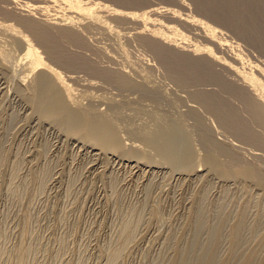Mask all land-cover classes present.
Here are the masks:
<instances>
[{
	"label": "rangeland",
	"instance_id": "374dc122",
	"mask_svg": "<svg viewBox=\"0 0 264 264\" xmlns=\"http://www.w3.org/2000/svg\"><path fill=\"white\" fill-rule=\"evenodd\" d=\"M82 1L121 15L97 9L104 25L64 0H0V264H202L208 251L214 264H264V123L232 70L264 83V47L198 0ZM27 21L46 27L70 55L120 71L132 85L52 61ZM195 21L214 29L217 41ZM150 30L176 39L185 58L206 60L209 51L223 58L214 69L238 92L217 80L178 82L148 44L160 41ZM24 42L75 91L69 108L113 124L121 149L98 148L41 92L37 77L49 69L32 70ZM201 93L226 105L259 141L225 126Z\"/></svg>",
	"mask_w": 264,
	"mask_h": 264
},
{
	"label": "bare ground",
	"instance_id": "6f19581e",
	"mask_svg": "<svg viewBox=\"0 0 264 264\" xmlns=\"http://www.w3.org/2000/svg\"><path fill=\"white\" fill-rule=\"evenodd\" d=\"M64 1L69 6L70 10L81 14L84 19L85 18L90 19L95 23H102L104 25H107L106 22L102 19V17H100L98 15L99 12L97 13V11H96L97 9L104 10V12H106V13L121 15L118 13V11L109 10L108 9L109 7H107V6L94 5L93 6L94 8H93V7H89L85 4H83L82 0H64ZM117 1L122 2V3L124 2L126 4L136 5V4H141L144 0H117ZM198 2H199V5L202 6V9L210 15H216V14L219 15L222 13V16H223L224 14H227L226 16L221 17L223 22L228 23L229 25H232L238 31H240L241 29L244 30L243 32H241L243 35H245L246 37H249V38L258 39L259 40L258 42L261 43L260 44L261 48L264 47V24H263L264 23V0H198ZM95 7H97V8L95 9ZM251 8H253V11L249 10ZM35 9L41 10L40 7H36ZM150 13H151L150 15L155 16L159 12H158V10L154 9V10H151ZM169 14L173 15V17H177V13L174 11L169 12ZM142 18H144L145 21H150V19H147V20L145 19L146 18L145 15H143ZM74 19L71 17L67 18V20L69 21L68 24L70 26L75 25L76 19L75 20ZM260 21H261L262 25H258V22H260ZM145 23L147 26L148 23L147 22H145ZM194 23H197L198 25L203 27L204 28L203 30H205L207 32V36L210 35L213 38L212 40L217 41L216 40V39H218L217 35H216L217 32H215L214 29H212L208 25H205L199 21H195ZM247 23H248V26H247ZM25 24H26V28L34 35V37L46 49V53H47L49 59H51L52 61H54L58 64H61L62 66H65L69 69L70 68L71 69L72 68H74V69L75 68L89 69L90 72L100 74L104 78H108V79L114 81L115 83H117L118 85H121L122 87L132 85L130 83L129 79H127L128 77L126 78L125 74L124 73L122 74L120 71H112V70L111 71H106V70L105 71H99V70L93 68L92 66H89V63L87 62V60L82 59V58L77 57V56L70 55L65 49H63V47H60V44H58L59 41L57 42L55 40V37L50 35L51 33H49L45 29L46 27L44 28L42 26L43 27L42 28L40 24H37L36 22H33V21H27ZM57 26H62V25L57 24ZM59 29H61V28H59ZM167 29L170 30L169 28H167ZM150 32L153 33V35L155 37L160 39V41L159 40L157 41V40H154L151 38L150 39L146 38V39H149L148 44L151 45V49H153V51L156 53V55H158L160 57L159 59L160 60L162 59L163 62L165 64H167L168 70H170L172 76H174L176 79L179 80L178 82L181 81L180 83H182V82L184 83V82H188V81L201 82V81H206V80H217V81H220L225 88L227 87L231 90H235L236 92H238L237 88H235L232 85H229V83H227V82L226 83L223 82L221 80L220 76L218 75V73L215 71L213 63H215L217 61L220 63L223 58L218 59L217 57H215L213 55V53H211L213 51L210 52L208 50L209 52H206L208 55L206 57L207 58L206 60L204 58L203 59L185 58L183 56L184 54H181V50H178L179 47L177 46L176 39L171 38L167 34L162 33L160 31L150 30ZM173 32L174 31H172L171 36H172V34L176 33V32L175 33H173ZM61 34L68 37L72 43H78L79 44L81 41V39H80L81 37H79L74 30L66 29L63 27L61 29ZM178 34L179 33H177V35ZM24 43H26V42H24ZM219 43H220V41H219ZM218 45L220 48L224 47V45L221 43ZM28 46H29V48H28L27 54L29 55V57L31 56L33 58L31 63H30V65L32 66V70L34 71L35 69H38L39 67H45V68L49 69L48 73H50V75L49 74H40L39 77H37L38 78L37 85L40 87L41 92L48 96V99L51 100L52 104L56 105L62 111H64L67 114L68 119H71L74 122L78 121L79 124L83 128H85L91 136H93L95 138V140H94L95 142L93 144L97 145L98 148L100 147L102 149H111V148L121 149L120 147H123V146H120V143H119L120 138L116 134L117 132H116L113 124L108 122L106 119L89 117L87 114H85L86 112L84 114L79 115V114H77V113H79L78 111L76 113V112H73L69 108V105H71V103L74 100L72 96L75 94H72V93H75V91L73 92V89L71 90V88L65 83L64 79L61 77V75L59 73L52 70L49 66H47L44 63L43 59L37 55V53L33 50V48L30 45H28ZM203 47H205V46H203ZM201 50H203V49H201ZM195 51L196 52L199 51L198 47L196 49H194V52ZM204 53H205V51H204ZM236 57L237 56H235V58ZM238 61H239V59L237 58L236 62H238ZM232 70L240 78V80L242 81V84H243V87L240 91L243 90L244 92L242 91V93H239V94L243 95V98L246 100L248 106L253 110L257 119L264 123V83L262 82V80L260 81L259 79L255 78L256 76L254 77L253 75H249V74L240 72L239 69H237L236 67H234ZM134 72H137V71H134ZM143 74L145 75V74H147V72L146 73L143 72ZM147 75L149 77V74H147ZM263 76H264V72H263ZM142 77L144 80H146L144 76H142ZM150 77H149V80L151 79ZM144 80H143V82H144ZM34 83L36 84V82H34ZM134 84H136V83H134ZM140 84H142V83H140ZM148 85L151 86L150 83ZM143 87H145V86L143 85ZM161 88L163 89V87H161ZM197 96H198L199 100H201V102H203V104H205L209 109H211L212 111H214L218 115V118L220 119V121L225 126L231 128L236 133L244 136V138L253 139L255 137V139L258 140V138H256V136L253 135L254 136L253 137L251 134H249V131L246 129V124H244L243 121L238 120V118L236 116L230 115L231 113L229 112L228 107L226 105H223V104L220 105V102L217 101L216 98L213 97V95H211L209 93L208 94L207 93L206 94L201 93V94H198ZM77 100H79V99H77ZM72 107H73V105H72ZM75 110H76V108H75ZM83 112L81 111V113H83ZM104 117H106V116H104ZM118 138H119V140H118ZM254 171H255V175H257V171L256 170H254ZM240 225H242V224H240ZM212 246L214 247V245H212ZM202 257H203V255H202ZM200 260H201V258H200ZM201 261H202V264H214V252L212 253V252L208 251V254L207 253L204 254V257L202 258Z\"/></svg>",
	"mask_w": 264,
	"mask_h": 264
}]
</instances>
